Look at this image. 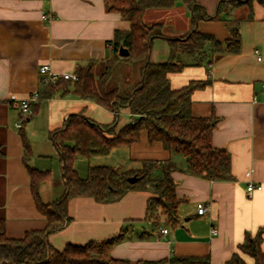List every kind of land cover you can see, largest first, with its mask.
I'll return each instance as SVG.
<instances>
[{
  "label": "crops",
  "instance_id": "crops-1",
  "mask_svg": "<svg viewBox=\"0 0 264 264\" xmlns=\"http://www.w3.org/2000/svg\"><path fill=\"white\" fill-rule=\"evenodd\" d=\"M221 1L198 0L212 19L200 20L195 28L192 11L182 1L171 8L148 9L144 22L162 25L163 34L171 39H181L195 29L226 42L233 39L234 30L239 32L238 53L215 54L208 49L201 56L180 55L185 67L169 75L174 90L192 81L206 83L192 93L191 111L195 117L216 121L212 144L230 154L232 179L212 181L188 174L186 157L170 153L159 142L150 143L144 130L130 147L85 158L84 173L78 168V157L75 169L86 178L90 167L138 171L153 161L158 166L152 177L159 178L163 176L159 163L172 162L177 167L172 178L181 200L178 224H167L162 216L146 218L148 201L154 197L152 188L133 190L107 203L75 197L68 204L70 222L49 236L55 249L103 242L126 233L127 238L112 247L110 257L132 263L190 264L181 260L208 258L202 264H231L239 255L246 264H255L240 247L248 235L256 236L264 229V5L241 0L242 4L218 14ZM44 13L53 18L44 21ZM130 27L120 15L106 10L104 0H0V218L6 221L9 238L22 239L30 231L45 230L48 224L37 208L29 169L49 172L38 186L42 202L53 203L64 194L62 164L51 134L63 129L73 114L81 113L101 125L115 120L112 111L71 93L45 97L41 66L49 65L59 74H75L78 67L89 63L104 68L114 57L116 33H126ZM170 56L168 41L155 40L150 61L164 63ZM119 64L130 62L120 60L114 67ZM137 67L141 71L142 63ZM140 80L127 81V92ZM34 94L39 98L31 103L28 114L12 102L13 97L26 100ZM121 114L125 116L122 120ZM132 121L130 110L122 109L116 134ZM250 184L262 189L249 193ZM203 207L207 211L199 214ZM164 229L167 234L161 232Z\"/></svg>",
  "mask_w": 264,
  "mask_h": 264
},
{
  "label": "trees",
  "instance_id": "trees-1",
  "mask_svg": "<svg viewBox=\"0 0 264 264\" xmlns=\"http://www.w3.org/2000/svg\"><path fill=\"white\" fill-rule=\"evenodd\" d=\"M182 1L192 11L194 28L200 20H210L198 0H104L106 10L120 15L130 23L126 33L117 32L112 42L114 57L105 63L104 72L95 73V63L80 66L76 70L79 81L61 80L55 86L47 87L44 96L52 97L73 94L75 97L91 100L112 111L115 120L110 125L90 121L83 114L70 115L64 128L51 134L59 160L62 164L65 191L57 201L42 202L38 186L49 176V172L29 169L33 196L38 210L46 216L45 230L30 231L22 239H12L6 233V221L0 218V264H160L140 261L132 263L110 257L112 247L127 238L121 233L107 241L89 242L85 245L68 244L64 250L55 249L49 236L64 228L71 220L68 204L75 197H91L101 203L116 201L127 192L144 191L152 188L154 197L147 207V219L162 216L165 223L177 225V209L181 200L176 195L177 183L172 173L177 167L172 162L159 163L162 177L153 178L152 172L157 162H145L141 170L121 171L110 166L90 167L86 178H81L75 169L78 157L91 158L106 156L119 147H130L140 140L142 131H147L150 143L159 142L170 153L181 154L187 159V173L192 176L212 180L232 179L231 156L225 149L215 148L212 134L216 121L211 118L195 117L191 111L192 93L205 86V82L192 81L179 90L171 87L169 75L179 72L185 65L178 59L180 55L201 56L210 50L212 53H238L240 51L239 32L234 30L232 40L221 42L211 35H203L194 29L181 39L167 38L160 24L147 25L144 15L151 8H171ZM264 0H246L251 5ZM244 1L224 0L218 6V14L227 13L231 7ZM165 39L171 47L167 62L150 61L155 40ZM123 46L129 50L126 58L119 57ZM139 62L141 80L132 92L123 94L118 87L108 89L112 69L117 61ZM122 109H129L133 121L116 134L117 118ZM0 154H3L0 148ZM137 176L139 181L129 183L130 177ZM264 229L256 236L248 235L241 245L242 253L252 257L255 264H264L262 249ZM182 263H208V258L182 259ZM231 264H246L235 255Z\"/></svg>",
  "mask_w": 264,
  "mask_h": 264
},
{
  "label": "built area",
  "instance_id": "built-area-1",
  "mask_svg": "<svg viewBox=\"0 0 264 264\" xmlns=\"http://www.w3.org/2000/svg\"><path fill=\"white\" fill-rule=\"evenodd\" d=\"M52 18H53V16L49 13H46V14L44 13L42 15V19L44 21H50ZM258 60H261V58H259ZM61 80H70L71 82L76 83L79 81V76L76 73L75 74L55 73L52 71V69L49 65L41 66V68H40V82L44 88L55 86ZM38 98H39V94H34L29 99H26V100H18L15 97H13L12 102L15 106L21 108L22 111L24 112V114H28L31 111V103L34 101H37ZM16 127L18 129H21L22 123H18L16 125ZM246 176L250 177L251 172L250 171L247 172ZM261 189H262V186L256 187L253 184H250L248 186L249 193H251L255 190H261ZM205 211H207V209L203 207V208L199 209L198 212H199V214H203ZM161 232L163 234H167L168 229L161 230ZM213 233H217V231L214 230Z\"/></svg>",
  "mask_w": 264,
  "mask_h": 264
},
{
  "label": "rangeland",
  "instance_id": "rangeland-1",
  "mask_svg": "<svg viewBox=\"0 0 264 264\" xmlns=\"http://www.w3.org/2000/svg\"><path fill=\"white\" fill-rule=\"evenodd\" d=\"M138 65H140L139 62H132L130 64H119L116 65L113 68V76H112V80L110 83V86H108V89H111L113 87H118L121 89V92L123 94H125V92L128 91V87L125 86L127 85V81L131 82V84L135 83V80L139 77H141V71L140 69H138ZM137 67V68H136ZM105 68V66H104ZM104 68H95V73L96 74H101L104 72ZM126 90V91H125ZM130 93V92H129ZM125 117L123 114H121V120ZM81 162H78V168L80 169V171H82V167L81 164H83V167L85 165V161H87L85 158L80 157L79 158ZM83 172V171H82ZM84 173V172H83ZM82 173V174H83Z\"/></svg>",
  "mask_w": 264,
  "mask_h": 264
},
{
  "label": "water",
  "instance_id": "water-1",
  "mask_svg": "<svg viewBox=\"0 0 264 264\" xmlns=\"http://www.w3.org/2000/svg\"><path fill=\"white\" fill-rule=\"evenodd\" d=\"M119 57L121 58H126L130 55V52L128 49H126L125 47L121 46L120 49H119V53H118ZM214 124V123H213ZM129 183L131 184H135L136 182L139 181V178L137 176H133V177H130L128 179Z\"/></svg>",
  "mask_w": 264,
  "mask_h": 264
}]
</instances>
